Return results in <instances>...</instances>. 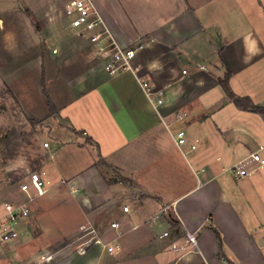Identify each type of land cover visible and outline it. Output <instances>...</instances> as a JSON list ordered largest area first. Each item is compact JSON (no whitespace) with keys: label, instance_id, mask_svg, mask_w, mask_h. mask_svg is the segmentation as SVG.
Wrapping results in <instances>:
<instances>
[{"label":"crops","instance_id":"crops-1","mask_svg":"<svg viewBox=\"0 0 264 264\" xmlns=\"http://www.w3.org/2000/svg\"><path fill=\"white\" fill-rule=\"evenodd\" d=\"M94 1L122 45H144L135 72L111 75L97 62L55 104L62 122L51 130L55 146L43 143L39 169L52 190L42 198H73L77 230L91 221L120 248L69 254L60 264H264V167L231 170L255 151L264 157V113L238 107L220 83L229 71L231 90L264 106V0ZM137 75L163 95L161 105ZM179 129L189 143L200 139L196 150L177 145ZM113 220L120 229H110ZM185 229L198 248L173 250ZM165 230L170 236L161 237ZM7 243L0 264H19L2 254ZM31 264L55 263L39 256Z\"/></svg>","mask_w":264,"mask_h":264},{"label":"rangeland","instance_id":"rangeland-1","mask_svg":"<svg viewBox=\"0 0 264 264\" xmlns=\"http://www.w3.org/2000/svg\"><path fill=\"white\" fill-rule=\"evenodd\" d=\"M0 19V89L7 86L18 101L15 91L24 95L38 116L32 123L19 101L24 114L17 121L9 104L0 100V200H4L18 199L19 180L39 169L44 141L55 146L51 130L62 122L55 104L69 96L70 82L99 60L70 27L61 0H0ZM75 202L64 196L34 202L27 237L7 243L2 254L19 264H31L46 253L54 254L55 264L68 262L71 252L63 247L79 232Z\"/></svg>","mask_w":264,"mask_h":264},{"label":"built area","instance_id":"built-area-1","mask_svg":"<svg viewBox=\"0 0 264 264\" xmlns=\"http://www.w3.org/2000/svg\"><path fill=\"white\" fill-rule=\"evenodd\" d=\"M61 1L63 2L64 15L69 19L70 27L77 30L79 36L89 43L94 57L101 62L109 74L114 75L126 70L135 72L137 70V67L133 65V59L144 43L139 42L133 46L122 45L108 26L94 0ZM1 25L2 20L0 19ZM137 79L155 107L164 102L163 95L154 90L150 81L139 75H137ZM185 116L186 114H179L178 118L184 119ZM175 140L181 149L189 144L191 150H196L200 142V139L196 138L189 143L185 129H179L176 132ZM44 146L48 147L49 142H44ZM255 162L258 163V167H264V157L259 156L258 151L251 153L247 159L234 164L231 170L236 176H244L250 174L252 170H250L249 164ZM45 175L46 172L40 169L29 170L27 177L18 182L20 197L18 199L0 200V242H14L24 235L27 222L32 215L33 203L48 195L52 190V183ZM67 183L66 179H62L60 184L66 185ZM124 210L128 211L129 206H124ZM109 227L118 230L121 223L118 220H113ZM180 228H182L181 225ZM185 230L183 242L181 244L173 243L171 245L173 250L188 252L198 248L196 233L190 232L188 229ZM170 234L169 230H165L161 237H168ZM63 248H68L71 254L78 259H84L96 249L115 253L119 250L120 243L108 239L104 231L95 223L88 221L80 226L77 235ZM42 258L46 261H52L54 254H42ZM73 264H81V260H76ZM88 264H98V261L92 259Z\"/></svg>","mask_w":264,"mask_h":264},{"label":"trees","instance_id":"trees-1","mask_svg":"<svg viewBox=\"0 0 264 264\" xmlns=\"http://www.w3.org/2000/svg\"><path fill=\"white\" fill-rule=\"evenodd\" d=\"M229 79H230V72L228 71L225 77L220 79V83L225 89L226 93L233 99L234 103L238 107L245 109V110H251L254 112L264 113V106L255 104L253 100L251 99V97L236 95L230 88ZM1 99H4L9 104L14 119L18 121V119L21 116L20 113L22 114L23 111L21 109V106L19 104L17 97L13 94L11 89L8 88L7 86H5V88L3 89H0V100ZM30 120L32 123H34L32 119ZM169 220L170 222H172V224L174 225L177 224L176 220L172 216H169Z\"/></svg>","mask_w":264,"mask_h":264}]
</instances>
